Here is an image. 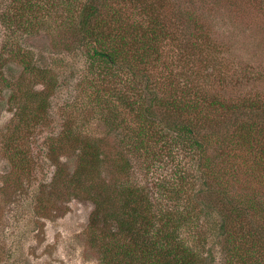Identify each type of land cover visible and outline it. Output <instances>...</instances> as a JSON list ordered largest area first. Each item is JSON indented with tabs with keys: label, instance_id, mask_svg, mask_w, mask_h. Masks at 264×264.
<instances>
[{
	"label": "rangeland",
	"instance_id": "obj_1",
	"mask_svg": "<svg viewBox=\"0 0 264 264\" xmlns=\"http://www.w3.org/2000/svg\"><path fill=\"white\" fill-rule=\"evenodd\" d=\"M31 1L43 4L44 11L36 13L35 27L30 30L26 24L6 23L2 14L9 12L12 0H0V264H101L98 236L88 232L87 226L95 202L104 197L97 195L99 184L110 178L100 177L99 162L94 167L88 165L92 162L81 164V158L88 155L84 143L92 141L101 142L100 151L107 158L123 157L111 184L118 181L121 186L128 182L152 188L150 181L172 182L175 178L183 182L185 191L172 189L165 196L157 192L153 198L160 207L179 209L183 216L185 208L191 209L190 217L178 216L174 235L192 246L195 264H226L230 243L221 224L223 213L239 205L238 199L253 197L259 203L256 210L264 215V156H259L264 155V136L261 144H256L258 138L251 148L258 155L230 140L237 136L235 121L258 119V113L255 116L247 109L243 116L236 112L237 119L219 117L206 123L201 133L211 140L206 143L204 160L200 154L190 157L185 151H174V156L162 152L154 159L158 144L139 147L134 140L137 110L115 107V100L101 107L87 100L82 74L90 71L88 37L79 14L88 0L74 1L72 24L66 19L71 0ZM142 1L163 3L164 38L156 59L122 70L121 75L132 85L142 86L144 95L157 93L162 98L174 88L179 92L180 87L193 94H219L234 103H251L257 97L264 131V0ZM124 6L128 15L133 13L131 6ZM141 18L137 13L129 20L138 23ZM26 52L34 72L19 63V56ZM5 80L19 88L6 87ZM18 98L36 106V117L43 118L34 128L27 130L13 113L17 104L12 101ZM64 132L79 137L56 138ZM7 141L17 144L8 146ZM200 163L207 165V174L213 171L218 183L200 173ZM110 203L114 208L115 201ZM242 212L239 209L240 218L232 219L242 248L233 252L238 261L247 258L244 264H257L264 255V236L260 237L264 222L250 210L245 217ZM102 223L98 216V229L110 227ZM256 230L260 238L255 237ZM246 231V239L256 238L258 252L245 251L250 244L240 235Z\"/></svg>",
	"mask_w": 264,
	"mask_h": 264
},
{
	"label": "trees",
	"instance_id": "obj_2",
	"mask_svg": "<svg viewBox=\"0 0 264 264\" xmlns=\"http://www.w3.org/2000/svg\"><path fill=\"white\" fill-rule=\"evenodd\" d=\"M13 1L6 10L9 12H3V20L9 24L16 22L20 25L26 24L30 30L33 29L37 14L44 11V5L31 0ZM74 1L71 0L70 6L67 7L66 19L69 24H72L76 17ZM65 2L68 3L67 0ZM87 3L83 5V12L79 14L82 27L88 37L86 40V60L90 71L88 73L84 71L82 74V82L84 85L86 84L85 95L87 100L96 107H101L104 103L111 105L115 100V107H129L137 110L138 114L135 118L138 131H135L134 140L139 147L150 142L158 144V149H154L152 153L154 159L162 155V152L174 156L176 154L174 151H185L190 157L200 154V159L204 160L203 156L207 150L206 143L211 140L209 136L206 138L205 134L201 133L205 124L215 122L219 117L227 120L233 116L237 119L234 116L236 112L243 116L244 110L248 109L252 111L253 115L257 112L258 119L240 121L239 123L235 121L237 136L230 137V140L233 144H240L244 148L248 146L246 152L249 154L252 152L256 153L254 155L259 154L258 151L251 150L255 146L256 139L259 138L256 144H261V137L264 136V131H262L263 120L259 118L261 101L257 97L251 103H234L227 99H221L219 94H208L207 91L193 94L180 87L179 92L174 88L166 98H162L157 93L144 95L142 86L132 85L129 80L121 75L122 70L125 72H127L126 69L133 70V66L137 67L139 64L156 59L158 56V45L164 38L162 28L164 27L165 16L163 14L164 5H161L163 3L157 5L149 3L148 5L142 0H88ZM50 5H45V7L50 8ZM124 5L131 6L133 13L128 15ZM137 13L141 14L142 18L138 23H131L130 16ZM16 55L18 56V54ZM19 57L21 58L19 63L24 66V69L28 72H34L29 53L26 52L23 57ZM94 67L97 68V72L93 71ZM111 82L115 83L114 88ZM5 85L6 87H14L16 84L11 86L10 81L5 80ZM15 88L19 87L15 86L14 90ZM44 90L46 91V88ZM42 96L44 97L42 103L45 105L46 94ZM12 102L17 104L16 111L13 112L16 118L24 124L27 130L34 128L36 121H39L41 117H36V106L30 107L27 103L24 104L20 101V98L14 99ZM41 119L43 120L42 117ZM67 136L68 139L66 140L70 138L76 140L79 137L73 132H64L56 138L62 140ZM7 144L8 146H15L17 143L7 141ZM84 144L83 149L86 148L88 155L81 158V164L87 166V163L92 162L93 165L90 163L88 165L94 167L98 166L99 162L97 170L101 171L100 177L108 175L110 178L99 184L97 195L104 197L99 198V202L102 203L95 202V211L92 213V219L87 226L88 232L91 233L92 231L94 235L98 236V255L101 264H195L196 254L192 246L188 245L186 241L182 242L181 237L177 239L179 234L174 235L175 230L179 228L177 226L178 216L190 217L191 209L185 208L187 215L183 216L179 209L160 207L153 198V193L157 194V192H160V196H165V191L171 192L172 189L178 193L185 191L183 182L175 178L172 182L171 180L150 181L152 188L128 182H122L123 185L121 186L118 181L111 184L112 177H115L114 175H117L120 170L118 160H122L123 157L107 158L106 153L100 151L102 150L100 148L101 142L92 141V143L86 142ZM102 148L104 149L105 146ZM143 148L148 150L146 146ZM262 152L264 153V148ZM203 165L204 167L200 163V173L211 179L212 177L216 178L215 175L213 176V171L207 174L205 171L207 165L205 163ZM83 169L85 170L84 166ZM183 180L185 179L183 178ZM215 180H217L216 183L219 182L218 178ZM110 201H115L114 208ZM238 202L241 205L236 203V207L227 209V212L222 215L225 216L221 224L226 230L228 244L230 243L227 249L226 264H239L238 262H240L233 252V250L240 248L238 245L240 241V239L238 240L239 231L235 234L232 225V219L240 218L239 213L236 212L243 209L242 216L245 217L247 214L249 215L248 210H250L257 219L264 222V215L261 210H256L257 204H259L257 200L255 201L251 197L250 199H238ZM192 210L194 211L195 208L192 207ZM182 213L184 214V212ZM98 216L103 221L102 225L106 227L109 224L110 227L98 229L95 226ZM156 220L159 221L160 225L155 226ZM247 231L240 235L243 240H248L250 244V249L247 248L245 251L254 250L256 253L258 247L255 243V237L258 235V230L254 233L255 237L251 236L250 239L245 238ZM190 232L193 234L192 230ZM263 233L264 230L261 229L260 237L264 236ZM235 240L237 244H234ZM246 259H242L240 264H244ZM257 264H264V255Z\"/></svg>",
	"mask_w": 264,
	"mask_h": 264
}]
</instances>
